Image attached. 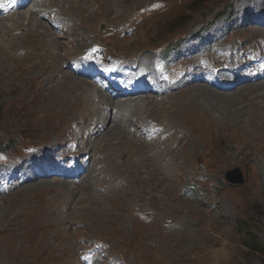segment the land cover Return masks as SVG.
<instances>
[{
	"label": "rangeland",
	"instance_id": "obj_1",
	"mask_svg": "<svg viewBox=\"0 0 264 264\" xmlns=\"http://www.w3.org/2000/svg\"><path fill=\"white\" fill-rule=\"evenodd\" d=\"M261 1H58L48 11L69 24L59 26L65 29L59 34L44 13V28L27 32L30 13L47 10L36 4L13 15L24 30L15 27L0 38L6 45L15 38L0 52V145L5 149L0 171L7 173L4 187L0 181V264H83L81 251L92 241L105 247L95 249L98 264H264V253L249 246L254 236L264 249V81L206 100L198 94L206 87L193 83L188 66L185 83L170 94L122 99L150 105L137 115L126 113L129 131L138 129L136 138L122 126L118 134L114 127L95 134L100 127L81 91L86 82L66 67L97 44L109 56L134 60L145 54L148 69L153 49L163 46L169 66L176 57L168 49L182 34L188 35L184 43H203L212 63L223 64V53L230 67L241 60L240 48H226L231 44L243 48L250 63L257 62L264 54V26L253 24L264 13V2L260 14L251 10ZM225 12L231 15L213 21ZM216 26L223 27L219 40L204 41ZM228 111L232 116L225 119ZM120 115L117 109L113 117ZM155 124L161 130L149 149L142 132ZM107 143L115 147L109 161L102 159L110 154L102 149ZM82 145L91 157V175L83 182L41 181L34 174L42 171L40 151H48L56 167V158ZM160 149L172 154L164 163L171 162L167 172L156 171ZM32 158L36 168L21 172ZM237 169L244 179L239 186L226 180ZM49 181L52 185H37Z\"/></svg>",
	"mask_w": 264,
	"mask_h": 264
},
{
	"label": "bare ground",
	"instance_id": "obj_2",
	"mask_svg": "<svg viewBox=\"0 0 264 264\" xmlns=\"http://www.w3.org/2000/svg\"><path fill=\"white\" fill-rule=\"evenodd\" d=\"M23 1H25V0H3V1L0 0V38H3L4 36H6V37L10 36V34L12 33V31L14 30L15 27H18L19 29L24 30L22 25L19 24V21L18 20L15 21L14 18H13V15L15 13H17L19 15L23 13L24 10L23 11H19V9L21 10V8H19V3L23 2ZM58 1H63L65 3H71L74 0H42L41 2H40V0H27L26 1V8L27 7L29 8L31 5H33L35 3H38V4H36L37 8L47 9L45 12H43L42 10H37L35 12L33 11V13H30L29 20H28L29 22L27 24V26H28L27 32L31 31V30H33L35 28H39V27H43L44 28L46 20L44 18L42 19V21L40 20V18L43 16L42 13H44V15L48 14L49 15V19H51V16H52V14H54V12H52L51 15H50L48 10H51V6H54L55 2L57 3ZM77 2L80 5L82 4V0H77ZM262 2H264V1L262 0L260 3L257 2L256 3V8L253 9V10H251V8L248 7V5H249L248 4L247 5L248 11L251 10L253 13H255L257 15L260 14V12H261L260 9L262 8L261 7L262 6ZM251 4H255V3H251ZM80 5H78V6H80ZM26 12H28V11H26ZM72 18L74 19V17H72ZM263 20H264V13L262 14V16H260V18L257 17V21L255 22V24H253L255 29H259V27L262 26V21ZM10 22L12 23L11 27H9V25L7 24V23H10ZM46 24L53 29V27H52L50 22L47 21ZM222 32H223V27L222 26H216V27H214L212 33L209 34L206 38H204V41H208L210 38H214L215 40H219L218 38L216 39V37H218ZM27 34H30V32L27 33ZM72 34H73V32L71 33V35ZM14 39L15 38L11 39L10 40L11 42H8L7 45L6 44H0V52H5V49L7 48V46H11V44H12ZM19 39L20 38H17V40H19ZM197 44L195 42H192V41L189 42V43L188 42L184 43L183 47L181 48L183 54L185 55V54L189 53L190 50H191L190 49L191 47H195V46L198 47ZM35 50H36L37 53H39L41 51V47H38ZM45 52H47V51H45ZM147 57L148 56L144 54V55H141L140 59H138V58H135L134 60L132 59L133 62L136 63L135 64L136 69H138L139 72H142V77H141L140 81L144 82V84L146 86H148L146 90H144L143 92H140V93L137 92V90L139 88L138 84H137V81H139V80H137V81L133 80L135 78V74H133L132 72L131 73H127L123 69H120V68H118L119 69L118 71L120 72L122 79L118 80L116 84H114L113 86H111L109 88L112 89L113 91L117 92V90L118 91L120 90V88H119L120 86L125 87V88H127L129 86V87H131L132 89L135 90L134 93L136 92L135 93V95L137 96L136 99L147 98V97H149L148 95H150L154 91H155V94L157 96L161 95V93L163 92V88L164 87H163V85L160 84L159 80H154L152 78V74L150 73V69H148L149 61H147ZM221 59H223L224 61H223V64H221L219 67H221L223 72H220V73L215 72V74L212 73L211 75H207L206 72H202V73L199 72L197 70L196 62L194 61V59H192V58L189 59L190 63H189L188 66L193 67V72L191 73V77L193 75V83L194 84H200L201 86H204L207 89H209V90H207L205 88L202 91H199L198 94H200V96L202 98L208 100L209 98H211L213 93H217L220 96L222 94L225 95L227 93L228 94H236V93H233V92L239 91V90H241V88H242L241 91H243V90H245L244 88H246V87L250 88L251 86L254 85V83L260 84L261 82L264 81V80L261 79L260 75L257 74L258 68L256 66H251V64L247 61L248 58H245V60L241 59V60L235 62L233 67L228 66L226 53H223L221 55ZM258 61H260V60H258ZM4 63H5V61H4ZM75 66H77V67H75ZM66 67L68 68V71L73 76L79 77L77 79L83 78L84 81L86 82V86H84L81 91H82L83 94H86L85 97H87V101H86L87 102V107L93 109V111L91 112V115L89 113L90 118H96L97 119V123L96 124L98 125V127H100V130L98 132H96V130H95L96 128H94L95 134H99L100 132L103 133V134L104 133H109V132L114 131V128H116L114 133L118 134V132H120V130L119 129L117 130V128L119 126H122L128 133H130L131 135H134V137L137 138L138 129L136 128L137 130L134 131V133H131L129 131L130 127L127 124L128 120L127 121L125 120L126 116H127L126 113H128L129 111L130 112L134 111V114L137 115V113H139L143 109L148 110L150 105H147L146 103H142L141 104V103H139L137 101L135 103H132V101H128V102L127 101H122V99L125 100V98L126 99H130L132 96H127L126 94H120L118 96H115V94H113L112 91H109V89H107V88H103L101 85H92V86L89 85L90 81H92V79L98 78V76H99V74H101V72H99L97 70V68H91L89 65H87L86 62L82 59L81 56H77V57L71 59V61L68 63V65ZM66 67H64V68H66ZM260 67L261 66H259V68ZM76 68H78V70H75ZM89 71H93V73L90 74V75H92L91 78L87 74ZM246 75H249V76H246ZM127 80H131V83H129L128 85L126 84ZM149 87H151V88H149ZM210 89L213 90V91H210ZM119 101H122V102H119ZM62 103H64V102H62ZM226 106L228 107L229 105H226ZM107 107H109V108L112 107V110H108ZM151 108L154 109V106H152ZM117 109L121 110V115H120L121 117L114 118L113 114H114V111L115 112L117 111ZM225 112H224V114H225ZM230 112H232V111L230 110ZM230 112L228 111V113H226V115H228V114L229 115L225 119H229L232 116ZM63 114H61V115H63ZM244 115H245V113H244ZM242 117H244V116H242ZM236 119H238V118H236ZM236 119H234V120H236ZM128 122L131 123V121H128ZM112 123H114L116 125L112 126L111 125ZM99 125H101V126H99ZM130 126L133 127L132 124H130ZM146 130H147V127H145L144 131L142 132V142H143L142 144H146V147L151 149L154 146L153 142L157 141L158 138H157L156 135L151 137V139L147 138L148 137V133H146ZM89 138L92 139V134L89 135ZM136 138H135V140H136ZM145 139L148 142H146ZM167 143H170V140L166 141L164 143V145H166ZM86 148H85V145L84 146L82 145V147L78 151H76L74 153H71V154L75 155L74 157L67 156L66 158L63 159V161L66 164V168H68L70 170L69 172H66L65 175H64V178H65L64 181L65 182H69L70 179H72L74 176H75L76 179H78L79 181L83 182L85 180V178H87L88 176L91 175V170H90L89 165H88L90 163L91 157L89 155H87V153H84L86 151L85 150ZM102 149H103V152L110 153L109 156L104 155V157L102 159H105L107 161L113 159L112 154H111L114 151V149H115L113 144L107 143V144H105L102 147ZM162 151H168V150L160 149V151L158 152V156H157V159H156L158 161L155 164H156V166H159V167L156 168V171H161L163 169L164 171L167 172V167H168V165L171 162L168 163L167 166H165L164 163H165V161H169V160H167L168 156H170L172 158V154H171V152L168 151L169 154L166 157H164L162 155ZM80 153H83V154L81 155ZM48 155H49V152L48 151H44V150H42V151H40L38 153V158H39V161H40V165L42 167V171L41 172H43V173H41L40 175H37V176H38V178H40L39 180H41V181H47V179H46L47 177L45 176V173H48V172H52V177H50V178L56 177L55 173H57V172H55V170L57 168L55 166H53V162L52 161H48V159H47ZM124 156H125V153H122V154L119 155L118 158L123 161L124 160ZM79 163H80V165L82 164L83 167H81V166L78 167L76 165V164H79ZM26 165L28 166L27 168H25ZM37 165H38V161L36 162L35 158H32L31 160L26 161V163L20 167V170H21V172L23 170H26V169L29 170L30 168H32L34 170ZM63 169H64V167H63ZM64 171H65V169H64ZM6 175H7V173L5 171H3V170L0 171V181H1L2 184H3V181H4V177ZM60 181H61V179H60ZM50 183H51L50 181L49 182H40L39 184L37 183V185H39V187H41L40 186L41 184H46V186H47ZM50 185H52V183ZM165 187H166V185H165ZM63 253H64V251H63Z\"/></svg>",
	"mask_w": 264,
	"mask_h": 264
},
{
	"label": "water",
	"instance_id": "obj_3",
	"mask_svg": "<svg viewBox=\"0 0 264 264\" xmlns=\"http://www.w3.org/2000/svg\"><path fill=\"white\" fill-rule=\"evenodd\" d=\"M235 174H238V177L239 178H234V177H232L233 175H235ZM234 174V172L233 171H229V173L227 174V178H228V181H230V182H232V183H234V184H238V185H242V184H244V179H243V177H241V174L239 173V171L238 170H236V173ZM240 174V175H239ZM229 176H231L232 178H230Z\"/></svg>",
	"mask_w": 264,
	"mask_h": 264
},
{
	"label": "trees",
	"instance_id": "obj_4",
	"mask_svg": "<svg viewBox=\"0 0 264 264\" xmlns=\"http://www.w3.org/2000/svg\"><path fill=\"white\" fill-rule=\"evenodd\" d=\"M0 151H3L2 145H0ZM249 246H251L257 252L264 253V249L261 246H259L257 239H255L254 236L251 237V243L249 244Z\"/></svg>",
	"mask_w": 264,
	"mask_h": 264
}]
</instances>
